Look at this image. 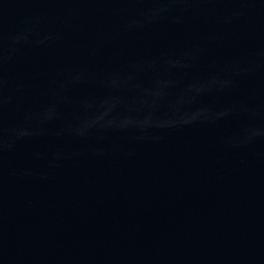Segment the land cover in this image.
Here are the masks:
<instances>
[{"label":"water","instance_id":"water-1","mask_svg":"<svg viewBox=\"0 0 264 264\" xmlns=\"http://www.w3.org/2000/svg\"><path fill=\"white\" fill-rule=\"evenodd\" d=\"M0 264H264V0H0Z\"/></svg>","mask_w":264,"mask_h":264}]
</instances>
